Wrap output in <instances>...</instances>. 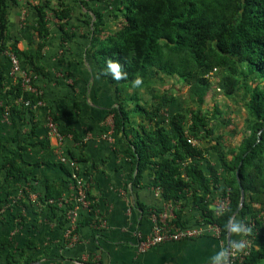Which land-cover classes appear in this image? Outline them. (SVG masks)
<instances>
[{"label": "trees", "instance_id": "16d2710c", "mask_svg": "<svg viewBox=\"0 0 264 264\" xmlns=\"http://www.w3.org/2000/svg\"><path fill=\"white\" fill-rule=\"evenodd\" d=\"M11 1L16 0H0V59L11 51L24 69L32 70L38 76L44 75V49L50 36L48 10L52 9L53 0H41L34 6L36 22L25 23L21 31L26 42L24 49L18 40L10 42L8 10ZM55 1L54 16L67 23L72 19V7L65 0ZM90 1L85 2L87 6L93 2L110 4L112 0ZM90 9L96 18L92 52L100 73L118 86L120 94H125L111 115L115 133L122 140L127 138L134 147V150L129 149L138 166L134 184L142 180L146 169L153 167L154 186L161 189L166 202L182 204L191 197L203 221L217 224L222 237L226 238L229 222L241 200L237 180L239 170L245 204L235 221L246 225L249 218L255 221L247 233L252 247L242 264H264V218L261 217L264 212V0H119L111 14L112 21L108 23L100 11ZM62 27L66 39H72L73 34L65 30V25ZM108 61L117 62L119 71L127 73L126 77L114 80L108 71ZM137 77L142 82L133 87ZM164 77H177L188 87V102L199 106L205 102L213 85L233 100H237L239 94L243 95L247 118L239 144L222 145L221 132L214 138L221 124L209 123L208 115L201 107L194 106L187 112L181 106L174 112L170 111L166 118L161 114L173 102L170 99L160 101L152 116L150 110L141 104L140 91L152 89L158 81L163 82ZM3 80L4 77L0 80V90ZM129 90L133 93L130 94ZM7 96V105H0V120L9 110L12 118L24 121L28 115H34L37 103L43 101L42 94L24 92L19 83L7 90ZM20 98L30 100L31 106L18 104ZM132 103L134 108L130 107ZM216 112L219 113L218 110ZM50 116L56 121L55 114ZM137 117L142 118L140 122H137ZM147 122L154 124L148 126ZM59 131L65 138L72 135L76 141L79 140L69 130ZM130 135L134 138L130 139ZM29 136L26 134L24 143L16 138L18 144L11 148L8 146L11 140L6 141L1 134L0 122V181L7 182L13 178L31 181L32 169L39 164L31 165L23 160ZM204 139H208L211 145H200ZM192 140L199 144H193ZM213 149L218 150L219 165L226 173L223 178L225 191L229 190L231 199L228 210L220 217L215 216L211 200L213 190L221 182L218 168L209 166L204 169L200 165V160ZM68 156L77 160L71 154ZM57 165L71 181L73 169L59 162L53 164ZM55 190H50L47 200L58 199L62 195V189L56 186ZM68 208L61 209L65 232L69 226L66 219ZM96 213L97 209L92 205L91 211L84 214V223L95 225ZM173 222L185 227L182 210L176 213ZM32 248V241L14 249L9 237L0 238V249L6 252L8 264L33 263L34 257L28 254Z\"/></svg>", "mask_w": 264, "mask_h": 264}, {"label": "crops", "instance_id": "0c3cea01", "mask_svg": "<svg viewBox=\"0 0 264 264\" xmlns=\"http://www.w3.org/2000/svg\"><path fill=\"white\" fill-rule=\"evenodd\" d=\"M65 1L72 7V19L67 23L54 16L55 0L50 5L52 9L48 10L50 36L44 49V75H35L34 78L35 86L43 96L42 104L24 121L14 119L10 114L7 117L4 114L0 120L1 134L6 141L11 140L8 144L11 148H15L18 141L24 143L26 134H30L26 139L28 148L22 157L28 164H39L32 169L30 182L14 178L0 181V238L9 237L14 249L32 241L34 248L28 250V254L34 257L33 263L36 264H209V258L215 252L227 249V237L216 235L204 226L201 212L191 197L182 204L166 202L162 192L154 186L153 167L146 169L142 180L134 184L138 166L129 152L134 147L110 127L113 121L111 112L119 107L125 94H120L118 86L100 73L92 52L96 18L90 8L100 11L108 23L112 21L111 14L119 0H112L110 4L93 2L89 6L85 2L90 0ZM40 2H10V42L18 40L22 49L26 47L22 28L25 23L36 22L34 6ZM64 25L65 30L73 34L72 39H66L62 29ZM2 77L0 105L4 106L8 103L7 90L15 85L6 54L0 59V80ZM145 90L151 89H141L140 101L153 116L159 102L165 101L164 94L152 92L151 98L145 100ZM153 91L156 93L155 89ZM129 93L132 94L133 90ZM130 107L134 108L135 104ZM165 112L161 115L168 118L169 113ZM52 114H55V123L60 130H69L77 135L78 141L72 135L66 137L61 150L68 158L71 154L77 159L92 205L107 221L106 228L86 225L84 214L87 212L79 211L78 240L71 247L65 244L64 220L61 218V209L66 208L46 203L50 190L56 192V186L63 191L59 198L73 195L67 174L58 165L53 166L58 163L60 144L48 129V118ZM141 119L137 117L136 120L140 122ZM147 124L152 126L154 123ZM218 135L221 134L213 137ZM133 138L130 135V139ZM226 139L223 136L221 144L232 145H226ZM200 145L208 147L211 144L204 139ZM218 157V150L213 149L200 160L204 169L209 166L218 168L221 182L213 190L212 199H217L226 189L223 180L226 173L220 167ZM164 210L175 213L182 210L185 226L200 230L201 234L196 238L167 241L141 250L142 240L154 233V214ZM237 222L243 226L242 221ZM243 238L244 230L232 232V242H240ZM5 254L0 249V264H8Z\"/></svg>", "mask_w": 264, "mask_h": 264}, {"label": "built area", "instance_id": "2783aa9c", "mask_svg": "<svg viewBox=\"0 0 264 264\" xmlns=\"http://www.w3.org/2000/svg\"><path fill=\"white\" fill-rule=\"evenodd\" d=\"M6 56L10 62V75L15 81V85L19 83L24 92H30L33 94H41L40 91L34 84L35 73L32 70L24 69L18 57L11 51L6 52ZM18 104H24L26 107L31 106L30 100H24L20 98L17 100ZM42 104V101L38 102L36 107ZM5 116L7 117L10 112L9 110L5 111ZM110 127L113 130V121L110 123ZM48 129L50 133L55 136L60 144L58 162L64 165H67L73 169L71 176V189L73 191L72 197H62L58 199H49L46 200V203L51 206H58L60 208H68L70 205H74L72 208H68L66 214V219L69 221V226L65 232V244L68 247L73 246L78 240V223L77 219L79 216V211L90 212L92 207V201L89 198L88 185L85 182L84 178L81 175L79 165L76 160H71L64 152L61 150L65 136L59 131L58 126L52 117L48 118ZM193 144H197L195 140H192ZM161 192L160 188H157ZM212 205L215 210V216H222L229 208L231 199L229 196V190L227 189L225 193L216 198H211ZM81 209V210H80ZM261 217L264 218V212L261 213ZM176 218V213L169 210H164L159 213H155L154 220V233L152 236L148 237L146 240H142L140 244V249L145 250L152 246L162 244L167 241H179L182 239L196 238L201 234L200 230L188 228V227H179L173 220ZM255 221L252 218H249V224H243L244 238L240 241L243 244V248L239 251L234 248H230L229 264H242L246 256L249 255L250 249L252 247V241L250 238H247V233L254 225ZM204 226L212 231L216 235H222L221 229L217 224L203 223ZM98 228H106L107 221L105 218L100 215L98 212L95 214V225Z\"/></svg>", "mask_w": 264, "mask_h": 264}, {"label": "rangeland", "instance_id": "374dc122", "mask_svg": "<svg viewBox=\"0 0 264 264\" xmlns=\"http://www.w3.org/2000/svg\"><path fill=\"white\" fill-rule=\"evenodd\" d=\"M178 80L177 77H164L163 82L158 81L155 88H153V90H156V93H154L152 89L150 91L145 90L143 93V96H145L144 99H150L152 92L155 95L164 94V100L174 99V101L170 103V109L165 110V114L169 113V115L170 110L174 112L181 106L187 112L194 106L201 107L203 112L208 115L209 123L221 124L216 132L218 134L221 132L223 136L227 137L226 145L232 144V146H236L239 144L245 133V121L247 118V113L243 106V95L239 94L237 100H233L224 96L223 93L215 89V85H213L212 90L205 98V102L199 106L197 103L193 104L188 102V87ZM216 110H218L219 113H217Z\"/></svg>", "mask_w": 264, "mask_h": 264}, {"label": "clouds", "instance_id": "9594fccd", "mask_svg": "<svg viewBox=\"0 0 264 264\" xmlns=\"http://www.w3.org/2000/svg\"><path fill=\"white\" fill-rule=\"evenodd\" d=\"M108 71L111 72L112 78L114 80H119L122 77H126L127 73H121L119 71V64L117 62L108 61ZM141 79L137 77L133 81V87H137L141 84ZM230 231L232 232H242L243 226L241 223L237 221H233L230 227ZM230 248H234L235 250L239 251L241 248H243V244H241L238 241L230 242ZM229 249L221 248L219 251L215 252L210 258H209V264H226V258L228 256Z\"/></svg>", "mask_w": 264, "mask_h": 264}, {"label": "water", "instance_id": "95a60500", "mask_svg": "<svg viewBox=\"0 0 264 264\" xmlns=\"http://www.w3.org/2000/svg\"><path fill=\"white\" fill-rule=\"evenodd\" d=\"M237 180H238V184L240 186V191H241V200H240V205L239 208L237 209V211L235 212V214L233 215L232 219L229 222V228H228V234H227V249H229L228 251V256H227V260H226V264L230 263V257H229V252H230V242H232V231H230V227L233 221H235L237 215L239 214L240 210L242 209V207L245 204V192H244V188L241 185V181H240V171H237ZM31 264H36V263H31ZM79 264H87V263H82L80 262ZM96 264H101V263H96Z\"/></svg>", "mask_w": 264, "mask_h": 264}]
</instances>
